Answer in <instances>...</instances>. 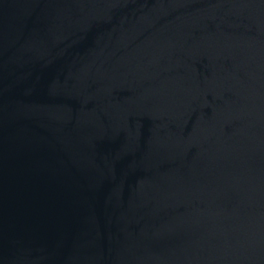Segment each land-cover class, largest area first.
<instances>
[{"label":"water","instance_id":"1","mask_svg":"<svg viewBox=\"0 0 264 264\" xmlns=\"http://www.w3.org/2000/svg\"><path fill=\"white\" fill-rule=\"evenodd\" d=\"M0 264H264V0H0Z\"/></svg>","mask_w":264,"mask_h":264}]
</instances>
